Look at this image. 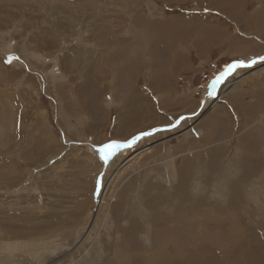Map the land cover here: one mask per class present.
I'll list each match as a JSON object with an SVG mask.
<instances>
[{"label":"rangeland","instance_id":"rangeland-1","mask_svg":"<svg viewBox=\"0 0 264 264\" xmlns=\"http://www.w3.org/2000/svg\"><path fill=\"white\" fill-rule=\"evenodd\" d=\"M262 57L264 0H0V264H264Z\"/></svg>","mask_w":264,"mask_h":264},{"label":"bare ground","instance_id":"bare-ground-1","mask_svg":"<svg viewBox=\"0 0 264 264\" xmlns=\"http://www.w3.org/2000/svg\"><path fill=\"white\" fill-rule=\"evenodd\" d=\"M230 71V70H229ZM227 73V72H226ZM229 73V72H228ZM218 81H215V82H212V84L209 86V88L211 89V90H215L214 88H215V86L217 87V85H216V83H217ZM220 84V83H219ZM221 85V84H220ZM220 85H218V88L220 89ZM233 84H228V81H226V82H224V85L222 86V88L221 89H223V91H222V95L223 94H225V93H227L228 91H230V90H232L231 89V87L230 86H232ZM218 89V90H219ZM211 92L208 90V92H206L205 93V95H204V99H207V100H210V106L213 108V106L216 104V101L214 102V100H216V98H217V96H219L220 94H217V96H216V98L213 100V98H214V95H211L210 94ZM221 96V95H220ZM203 103H204V105H206L207 104V102L204 100L203 101ZM139 113V112H138ZM133 146V145H132ZM127 148H130V147H122V148H120V149H117L116 150V152H115V154L114 155H112L110 158L112 159V160H117V157H115V156H119V155H123L124 153H125V151L127 150ZM144 151V149H141V150H139V151H137L136 152V154L137 153H139V152H143ZM110 162H113V161H110ZM126 162H128V161H122V163L120 164V167H122ZM116 164V163H115ZM113 165V164H112ZM118 170H119V168H118ZM117 170V171H118ZM117 171H115L114 172V174H113V176L117 173ZM7 175V174H6ZM113 178V179H112ZM111 179H112V181H114V177H111L110 178V180L109 181H111ZM110 183V182H109ZM108 187H109V185H102V188H103V190H102V195H100V198H99V200H98V202H99V204L103 201V199H104V196H105V193H106V190L108 189ZM101 196H102V198H101ZM199 209V208H198ZM221 209V208H220ZM186 211V210H185ZM204 211V210H203ZM203 211H200V212H202L203 213ZM190 212H192L193 213V211H191L190 210ZM189 213V212H188ZM187 213V215H189ZM192 213H190V214H192ZM206 213H208V212H206ZM205 212L203 213V214H206ZM199 214V213H198ZM186 216V215H185ZM177 217V219H178V221H177V223L175 222V224H174V222H173V226L171 225L170 227H168L167 229H164V231H160V232H158V236L156 237H154V241H155V244H158L159 242H161L162 241V245H161V250L159 249V251H157V252H159V257L160 258H158L157 260L155 259V257H153V256H151V258H150V260L149 261H151L152 260V258H153V260H156V264L158 263V264H163V262H168V264H175L174 262L176 261V259H178V258H181V257H183L182 259H185V261H182V262H180L181 264H191L192 263V261H191V259H190V255L188 256V255H185V253H180V252H178V250L176 251V245H175V243H176V241L179 239V238H186V236L184 235L183 237H182V235H181V233H180V229H191V222L188 220V218H186V217H183L182 215H178V216H176ZM191 218V217H190ZM194 219V218H193ZM199 222H202V221H200L199 220ZM204 222V221H203ZM170 223V222H169ZM158 224V223H157ZM172 224V223H171ZM196 224V223H195ZM201 224V223H200ZM165 225V224H164ZM196 226H199L198 224L196 225ZM205 227V226H204ZM207 227V226H206ZM214 228V227H213ZM198 229V228H197ZM202 229V228H201ZM41 234V233H40ZM41 241H43V240H41ZM40 241V242H41ZM189 245H191V244H189ZM2 246V245H1ZM18 246V245H17ZM183 247V246H182ZM186 247V246H185ZM13 249H14V247H12ZM36 248V247H35ZM206 248V247H205ZM185 249V248H184ZM210 249V248H209ZM75 250V249H74ZM10 251V250H9ZM193 251V250H192ZM205 251V250H204ZM68 252V251H67ZM11 253V252H10ZM70 253V252H69ZM73 253V252H72ZM195 253V252H194ZM218 253V252H217ZM122 252L119 250V248L118 247H116V250H115V253H114V259H111V260H109L108 262L110 263V264H126V262L124 261V262H122V261H120V259L121 258H124L122 255ZM124 254V253H123ZM153 254V253H152ZM221 254V253H220ZM7 255V254H6ZM5 255V256H6ZM9 255V254H8ZM125 255V254H124ZM142 255V254H141ZM146 255V254H145ZM158 255V254H157ZM11 256V255H10ZM138 256H140V255H138ZM221 256V255H220ZM197 257V256H196ZM11 258V257H10ZM3 259V258H2ZM117 261H116V260ZM142 259L143 260H141L143 263H146V261H148L146 258H143V256H142ZM199 259V258H198ZM1 262H2V260H1ZM129 262V261H128ZM127 262V263H128ZM155 262V261H154ZM2 264V263H1ZM129 264V263H128ZM151 264V263H150ZM155 264V263H154ZM177 264V263H176ZM213 264V263H212Z\"/></svg>","mask_w":264,"mask_h":264},{"label":"snow or ice","instance_id":"snow-or-ice-1","mask_svg":"<svg viewBox=\"0 0 264 264\" xmlns=\"http://www.w3.org/2000/svg\"><path fill=\"white\" fill-rule=\"evenodd\" d=\"M261 59H264V57H262ZM254 63V61H253ZM244 66L243 63H238V64H234L232 65V68H235V67H242ZM135 143V139H133L132 141H129L125 144H121L119 142H110V143H107L105 145H103L101 148L98 149L99 153H100V156H101V159L104 161V162H107V160L115 154L116 150L117 149H120L122 147H128V146H131V144Z\"/></svg>","mask_w":264,"mask_h":264},{"label":"water","instance_id":"water-1","mask_svg":"<svg viewBox=\"0 0 264 264\" xmlns=\"http://www.w3.org/2000/svg\"><path fill=\"white\" fill-rule=\"evenodd\" d=\"M147 135H149V134L147 133Z\"/></svg>","mask_w":264,"mask_h":264}]
</instances>
